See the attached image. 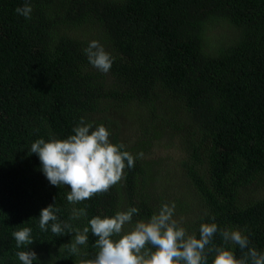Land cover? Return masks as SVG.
Returning <instances> with one entry per match:
<instances>
[{
  "label": "trees",
  "instance_id": "1",
  "mask_svg": "<svg viewBox=\"0 0 264 264\" xmlns=\"http://www.w3.org/2000/svg\"><path fill=\"white\" fill-rule=\"evenodd\" d=\"M25 3L31 19L15 11ZM91 41L115 58L108 73L89 63ZM166 97L191 125L173 175L154 176L135 159L108 192L72 204L70 186L51 185L39 156L30 154L38 139L74 135L82 118L90 131L105 126L120 145L121 113L162 108ZM262 175L264 0H0V264H22L16 253L28 250L37 253L33 264H87L100 251L92 218L137 208L123 235L157 214L152 199L168 194L170 205L182 200L175 214L185 217L188 235L199 239L200 226L215 223L241 231L249 249L264 254V198H247ZM49 206L63 228L59 236L51 221L47 231L39 228ZM73 209L87 215L72 219ZM85 227L88 241L74 255L70 247ZM23 228L32 229L34 243L17 248L13 233ZM213 244L238 259L248 251L225 245L220 231Z\"/></svg>",
  "mask_w": 264,
  "mask_h": 264
},
{
  "label": "clouds",
  "instance_id": "2",
  "mask_svg": "<svg viewBox=\"0 0 264 264\" xmlns=\"http://www.w3.org/2000/svg\"><path fill=\"white\" fill-rule=\"evenodd\" d=\"M15 11L25 19H31L33 9L29 3H25ZM85 54L89 63L103 73L110 71L115 60L98 41H91ZM92 127L85 124L82 118L72 130L75 134L67 139L53 138L45 142L41 138L31 145L30 154L39 156L42 171L50 184L70 186L67 200L72 204L108 192L122 180L125 168L135 165L136 158L127 151H121L125 147L123 144L110 143L111 133L105 126L100 125L90 131ZM142 156L140 153L138 158ZM175 207L174 203L164 204L149 221H138L130 232L123 235L125 226L131 224L133 216L138 214L137 208L118 212L111 218H92L89 224L92 234L98 237L95 247L100 251L87 264H207L208 256L212 253L216 254L213 264H249V261L250 264H264V254L255 248L249 249L248 236L239 230H218V226L212 223L200 226L199 239L195 235H188L186 229L174 219ZM86 215V209H73L72 219ZM50 221L53 222L51 231L61 235L63 228L55 222L57 216L53 206L41 211L39 228L47 231ZM64 227L70 228V225L65 224ZM218 231L225 245H237L241 251L248 249L244 256L238 259L233 251L214 245L213 238ZM31 232V228H23L13 233L17 248L34 243ZM88 232V227L82 233L76 232L75 242L70 247L72 254L78 255V246L86 245ZM113 236L120 238L113 240ZM152 248L156 250L153 252ZM16 255L22 264H33L37 260L35 251H18Z\"/></svg>",
  "mask_w": 264,
  "mask_h": 264
},
{
  "label": "rangeland",
  "instance_id": "3",
  "mask_svg": "<svg viewBox=\"0 0 264 264\" xmlns=\"http://www.w3.org/2000/svg\"><path fill=\"white\" fill-rule=\"evenodd\" d=\"M215 30L217 33L223 32V29L219 27ZM164 99L165 106L162 108L156 105L153 108L136 105L125 109L120 115V121L123 123L119 124L121 129L117 133L119 144L125 146L123 149L132 154L140 163L145 162L147 167L145 169L154 176H164V173L173 175L174 170L178 168V160L185 153L184 146L187 143L183 137L186 131L191 128L188 120L183 118L181 106L172 98ZM148 144H152V146L148 147ZM140 153L143 154L142 158H138ZM161 182L162 180L157 185H161ZM156 193L161 195L162 189L158 187ZM172 193L178 196L175 192ZM247 198H264V175L247 189ZM168 199H172L169 194L160 202L152 199L153 204L151 205L158 213L164 204L170 205L167 202ZM181 202L182 200L178 197L172 200L176 206L175 213H177L178 204ZM175 213L174 219L181 226L180 222L185 217L181 213L178 215Z\"/></svg>",
  "mask_w": 264,
  "mask_h": 264
}]
</instances>
